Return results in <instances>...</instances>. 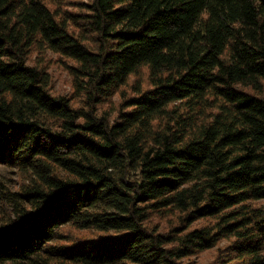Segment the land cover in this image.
Masks as SVG:
<instances>
[{
    "label": "trees",
    "instance_id": "16d2710c",
    "mask_svg": "<svg viewBox=\"0 0 264 264\" xmlns=\"http://www.w3.org/2000/svg\"><path fill=\"white\" fill-rule=\"evenodd\" d=\"M211 251L264 264V0H0V264Z\"/></svg>",
    "mask_w": 264,
    "mask_h": 264
},
{
    "label": "rangeland",
    "instance_id": "374dc122",
    "mask_svg": "<svg viewBox=\"0 0 264 264\" xmlns=\"http://www.w3.org/2000/svg\"><path fill=\"white\" fill-rule=\"evenodd\" d=\"M74 8V7H72ZM53 57V56H52ZM54 60V59H53ZM53 63H55L54 61H52ZM56 64H54L53 66V75L56 76V80H55V88L58 91H62V92H67L70 89V84H69V76L66 74L67 72L58 69V66H55ZM211 252H204L203 254H201L200 259H198V264H203L205 262L208 261L209 257L211 256ZM194 260H196L197 257H193Z\"/></svg>",
    "mask_w": 264,
    "mask_h": 264
},
{
    "label": "clouds",
    "instance_id": "9594fccd",
    "mask_svg": "<svg viewBox=\"0 0 264 264\" xmlns=\"http://www.w3.org/2000/svg\"><path fill=\"white\" fill-rule=\"evenodd\" d=\"M81 123H83L84 121L81 119V121H80Z\"/></svg>",
    "mask_w": 264,
    "mask_h": 264
}]
</instances>
